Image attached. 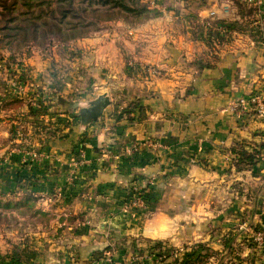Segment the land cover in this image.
I'll return each instance as SVG.
<instances>
[{
	"label": "crops",
	"instance_id": "0c3cea01",
	"mask_svg": "<svg viewBox=\"0 0 264 264\" xmlns=\"http://www.w3.org/2000/svg\"><path fill=\"white\" fill-rule=\"evenodd\" d=\"M214 2L208 1L199 15L213 10L221 19ZM163 12L165 16L129 30L120 22L101 24L97 32L72 43L80 54L74 58H63L54 46L27 58H2L8 69L5 75L0 72V101L14 100L10 85L15 80L18 85L22 80V86L30 81L47 86L52 99L106 93L110 100L101 121L87 126L82 135L74 126L70 135L52 140L56 155L50 158L51 170L41 168L43 161L28 169L38 188L51 191L67 189L78 176L82 195L69 203H42L53 217L49 234L61 242L54 249L41 248L44 233L33 234L38 247L33 252L15 233L7 235L4 243L16 258L28 264H71L69 256L74 255L88 263L104 247L122 254L146 239L167 241L178 249L202 243L208 257L202 264H264V246L243 243L249 230L264 222V162L253 170L230 169V148L236 142L264 139V119L254 120L249 112L238 120L230 109L240 98L264 93V43L254 34L242 36L205 55L182 20L189 13L182 8L176 14L181 18L172 23L168 21L174 12ZM133 100L145 111L134 122L117 124L115 115ZM15 119L8 118L4 127L14 125ZM80 142L91 166L84 174L68 167L70 159L77 160L71 150ZM3 147L1 162L9 179L18 168L11 162L12 147ZM148 156L154 159L150 163ZM138 177L154 180L158 192L147 217L118 203ZM78 212L84 213L80 227L66 221Z\"/></svg>",
	"mask_w": 264,
	"mask_h": 264
},
{
	"label": "rangeland",
	"instance_id": "374dc122",
	"mask_svg": "<svg viewBox=\"0 0 264 264\" xmlns=\"http://www.w3.org/2000/svg\"><path fill=\"white\" fill-rule=\"evenodd\" d=\"M201 1L202 2H200V0H197V4L194 6H190V8L182 0H142V4H144L149 10H153L156 14L152 15L148 20L158 18L160 16H165L166 13L163 11L170 9L174 13L171 14V19L168 22L173 23L181 18V15H178L179 12H181L182 8L187 11L189 15L187 17L182 16V20L186 21V23L188 24L187 30L189 31L188 33L192 38L191 41L199 42L204 46L203 50L205 55H210L211 53L215 54L216 48L227 45L228 43H231L232 41H235L240 37L242 39L246 36L250 38L255 36L264 43V31L262 30V21L264 20L263 0H215L214 4H216L217 8H219L220 10L223 5L227 4L229 6L227 13L221 11L223 14V17L221 19L217 17L216 13L212 18H210L208 14L203 17L200 16L198 10L207 7V3L210 0ZM180 2L183 3V7H179ZM208 9L209 8H207V10ZM24 11L25 6L20 3L19 5L17 4L15 13L22 14L21 12ZM116 22L122 23L128 30L134 29L145 23L144 22L142 24H139L136 27H129L124 21ZM100 26L98 30H100ZM209 30H212V40H210V44H206L205 38ZM75 41L77 40L64 43L53 41L49 44H46L45 46H39L35 43H28L18 50H7L0 48V72L3 75V71L8 69V65H5L4 67L2 58H15L16 56L20 57L21 54H23L24 57L27 58L31 55V52L35 54H37L36 52H39V54H41V51L49 49L53 46L62 50L61 54L63 58H74L76 56H79V51L76 48L72 47V43H74ZM7 53L11 55L9 56L7 55ZM19 71L21 72V70ZM3 82L4 81L0 80V89L3 86ZM19 83L20 85H18L15 80L10 85V87L15 91L14 94L16 97L14 98V100H9L8 98L4 97V99L0 101V104L2 105V116L0 117V191L4 192V199L6 201L12 202H19L23 196L22 191L17 190L16 174H31L27 172L28 169L33 167L34 164L38 161V163H41L43 161V163L41 164V168L46 169L47 171L51 170L50 158H52L53 155H56L55 152H53L51 149L54 145V142L52 143V140L54 141L58 137H62L65 134L70 135L69 132L72 131L74 126L78 127L79 107L71 109V107L68 106L67 103H82L94 97L90 96L89 98L76 100H72L70 98L67 99L65 97L52 99V97L55 96H49V94L47 93V86L39 88L35 86L32 81H30L29 84L24 82L23 86L21 85L22 80H19ZM261 95L264 99L263 92ZM48 99H52V101H49ZM30 108L31 111L29 110ZM69 111L73 112L78 119V121L73 126H68L66 123V119L64 118V114ZM3 112H5L6 114ZM4 114L6 116H4ZM116 117L117 115H115V118ZM251 117L254 120L263 119L257 118L254 115H252ZM8 118H16L15 123L10 127H4V121L8 120ZM59 119H64L65 121L59 122ZM93 124L95 123H91V125ZM81 143L82 142L72 148L71 153L77 158V160L72 161L70 159L68 161V167H75L79 170L80 174H84L85 171L90 170L91 166H89L87 161H85L84 159V150H80L81 147H79V145ZM5 145H10V147H12L11 149L13 150L10 154V158L13 159L11 160V162L18 168L13 171V175L9 177V179L7 177L8 172L6 171V169H4V166L1 162L2 151L4 148L3 146ZM101 152L106 154L108 153L105 150H101ZM20 153H22V157H20ZM28 153L30 155L35 154V160H31L30 157H27ZM78 158L80 159L78 160ZM82 168H84L85 170L81 171ZM74 179L72 180V183L67 187V189H64L62 191H51L48 188L40 189L38 188V181H35L34 184L36 186V189L33 190L31 195V210H29L24 204H20L19 206L15 207V209L0 210V250L2 252H11L13 256V260L11 262H13L14 264H20V262L23 261L16 258L17 255H15V253L12 252L11 248L4 243L6 242L4 238H6L7 235L10 236V234L13 235L15 233L18 237L21 238L24 245L27 248H30L31 252H33V249L38 248L35 244H33V242L36 241L34 240L33 234H36L38 232L44 233L43 237L41 238V248H43L44 250L54 249L52 245H54L55 243H61L59 242V237H57L56 234H49L48 225L53 217L50 214H47L48 212H46L45 208L42 206V203L47 202L49 204H52L56 201L69 203L73 199H76L79 195H82L78 176L76 178V184H74ZM5 188L8 189L6 190ZM142 189H144L145 191L154 189L155 191L156 189L154 180H147L144 184H130L118 197V203L124 208H131L133 211H135L136 216L147 217L152 213L154 206L158 200V192H155L156 201L150 207V210L148 205L145 204L143 198L140 195V191ZM125 192H127L128 200L123 201L122 197ZM236 194L240 195L241 192H236ZM34 210H37L36 214H33ZM83 219L84 213L78 212L77 214L75 213L74 215L67 217L66 221L73 224L75 223V226L77 224V226L80 227L83 224ZM250 230L248 232V236L244 238V245L249 244L255 249L262 248L264 246V242L259 243L255 239V237L258 233L264 231V222H261L260 225L257 224L255 228H251ZM222 239L223 238L221 237L220 240ZM140 241V243H136L135 245L133 244L134 247L132 250L125 251L122 254L118 253V251L114 247H104L96 252L92 257H90L88 263L78 261L77 257L74 255H70L69 257L71 260V264H176L179 256L182 253L195 246V244L191 246L184 245L181 249H178L175 245L167 241L154 242L146 239H142ZM225 241L226 240H224L223 244L224 247L226 245ZM200 253H203L204 257L196 264L205 263L208 258L206 250L200 251ZM237 261L239 263L238 259ZM23 263L28 264L26 262ZM43 263H45V260L43 261ZM231 263L233 262L228 260L223 261V264ZM240 263L242 264V262ZM0 264L11 263H9L8 260H5L3 262L0 261Z\"/></svg>",
	"mask_w": 264,
	"mask_h": 264
},
{
	"label": "trees",
	"instance_id": "16d2710c",
	"mask_svg": "<svg viewBox=\"0 0 264 264\" xmlns=\"http://www.w3.org/2000/svg\"><path fill=\"white\" fill-rule=\"evenodd\" d=\"M182 1L189 8L197 4V0ZM19 3L25 6L22 14L15 13ZM152 15H156L155 12L142 4V0H0V48L18 50L28 43L45 46L53 41L64 43L80 40L97 31L102 23L124 21L129 27H136L146 22ZM210 40H212V30H209L206 35V44H210ZM48 100L52 101V99ZM29 110L31 111V108ZM143 111L145 110L140 101L133 100L120 110L116 123L134 122L140 118ZM64 116L68 126H73L78 121L71 111ZM62 121L65 120L59 119V122ZM263 147L264 139L261 137L253 142L246 139L236 142L230 148V153L234 155L230 169L236 171L255 169L257 163L261 162ZM153 160L148 156L146 162L150 163ZM84 170V168L81 169V171ZM35 181L36 178L32 173L29 175L17 173V190L22 191L23 196L19 202L6 201L4 192L0 191V210L15 209L20 204L26 205L31 210V195L36 189ZM146 181L138 177L133 179L131 184H144ZM74 184H76L75 181ZM140 195L151 210L150 207L156 201L154 189L149 191L142 189ZM122 200H128L127 192L124 193ZM36 213L37 210H34L33 214ZM205 250L206 247L202 243L195 244L179 256L176 264H196L204 257L200 251ZM5 260L14 264L11 262L13 260L11 252L0 250V261Z\"/></svg>",
	"mask_w": 264,
	"mask_h": 264
},
{
	"label": "built area",
	"instance_id": "2783aa9c",
	"mask_svg": "<svg viewBox=\"0 0 264 264\" xmlns=\"http://www.w3.org/2000/svg\"><path fill=\"white\" fill-rule=\"evenodd\" d=\"M229 6L223 5L221 8V11L224 13L228 12ZM210 18H212L215 15V11L209 10L207 12ZM234 115L238 120H242L246 115L252 113L257 118H263L264 119V99L261 93H252L246 98H240L235 105H232V108H230ZM148 147H152L153 144L148 143ZM262 156H261V162H264V148L261 150ZM27 157H30L31 160H35V154H27ZM255 239L259 243L264 242V231L258 233L255 237Z\"/></svg>",
	"mask_w": 264,
	"mask_h": 264
},
{
	"label": "water",
	"instance_id": "95a60500",
	"mask_svg": "<svg viewBox=\"0 0 264 264\" xmlns=\"http://www.w3.org/2000/svg\"><path fill=\"white\" fill-rule=\"evenodd\" d=\"M71 109H75L79 107L78 117L79 124L78 129L80 131V135L85 132V128L89 126L91 123H98L106 111V109L110 108V100L109 96L106 93L97 94L93 98H90L87 101L82 103H67Z\"/></svg>",
	"mask_w": 264,
	"mask_h": 264
}]
</instances>
